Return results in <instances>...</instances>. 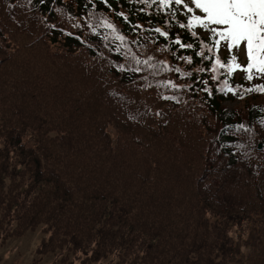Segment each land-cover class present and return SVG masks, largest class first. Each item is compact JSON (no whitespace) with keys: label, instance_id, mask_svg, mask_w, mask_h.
I'll list each match as a JSON object with an SVG mask.
<instances>
[{"label":"trees","instance_id":"obj_1","mask_svg":"<svg viewBox=\"0 0 264 264\" xmlns=\"http://www.w3.org/2000/svg\"><path fill=\"white\" fill-rule=\"evenodd\" d=\"M143 7L0 0V241L39 229L38 259L60 264H264V91H248L264 83L212 81L208 61L180 58L198 47L169 44L192 42L183 14ZM124 44L192 75L119 71L135 66Z\"/></svg>","mask_w":264,"mask_h":264},{"label":"snow or ice","instance_id":"obj_2","mask_svg":"<svg viewBox=\"0 0 264 264\" xmlns=\"http://www.w3.org/2000/svg\"><path fill=\"white\" fill-rule=\"evenodd\" d=\"M43 2V0H41ZM103 4H108V0H101ZM131 2V0H130ZM145 7L140 11L144 12L152 5H156L158 11H166L173 17L179 13L183 14L185 23H180V29L185 30V35L192 38V42H182L180 35H176L169 41V44L177 45L181 49H193L194 45L200 51H193L191 55L180 57L188 64L193 63V57H200V61H208L211 64V80H217V73L220 69H224L228 76H231L234 69H241L242 65L237 62V55L234 52H243L246 56V65L243 66V71L247 74L246 78L251 80L252 77L259 76L264 78V0H138ZM110 7V5H109ZM118 17H123V21L127 22L128 17L123 12L116 13ZM179 22V21H177ZM102 27L111 29L115 34L116 39L124 42L127 37L120 33L117 27L107 19L100 21ZM92 32H96V28L89 24ZM139 24L132 25L131 30L136 32L140 29ZM143 31V29H141ZM148 33L158 34L159 37L169 38V32L162 30L160 27L149 28ZM201 33V35H198ZM107 39V37H105ZM145 41L154 42L150 39V35L143 37ZM132 44H138V41L133 38ZM169 44L162 47L167 49ZM143 47L144 45H139ZM124 52L122 55L126 59L129 57L135 66L127 68L125 64L116 65L119 71H131L133 73H141L144 67L155 70L157 65L161 70L175 71L180 76H191L192 72L182 71L180 68H171L167 61H158L153 63L154 57L149 55L147 59L141 60L139 55L132 51L127 44L123 45ZM225 49L227 52L226 62L221 61L220 51ZM160 50V49H157ZM115 51L120 52L118 46ZM173 55L175 53L173 52ZM210 57H213L210 59ZM143 65V67L141 66ZM207 70V65L198 68V71L203 73ZM146 80L147 77H141ZM203 88L201 91L212 95L207 81L202 78ZM163 85L181 89L190 87L188 85H179L173 83L171 79L162 81ZM221 91L227 89L233 91L228 86L227 79L221 81ZM142 87L146 85H141ZM248 91H264V87L257 84ZM164 99L176 100V96H165ZM243 127V125H238Z\"/></svg>","mask_w":264,"mask_h":264},{"label":"rangeland","instance_id":"obj_3","mask_svg":"<svg viewBox=\"0 0 264 264\" xmlns=\"http://www.w3.org/2000/svg\"><path fill=\"white\" fill-rule=\"evenodd\" d=\"M223 51H226L225 49ZM240 58L241 69L237 73H242L243 66L246 65V56L243 52H235ZM245 73V72H244ZM264 83V78L253 76L250 84ZM224 116L230 115L232 103L226 102ZM256 109V108H255ZM43 233L38 229L36 231L28 230L20 237H9L5 242L0 241V264H60L53 262V255L48 254L38 259L36 249L42 239Z\"/></svg>","mask_w":264,"mask_h":264},{"label":"water","instance_id":"obj_4","mask_svg":"<svg viewBox=\"0 0 264 264\" xmlns=\"http://www.w3.org/2000/svg\"><path fill=\"white\" fill-rule=\"evenodd\" d=\"M259 147L262 148V144L261 143L259 144Z\"/></svg>","mask_w":264,"mask_h":264}]
</instances>
